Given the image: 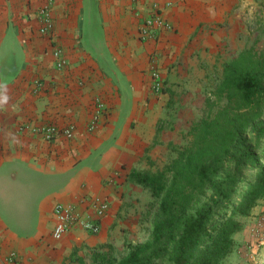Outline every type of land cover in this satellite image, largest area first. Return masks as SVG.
I'll list each match as a JSON object with an SVG mask.
<instances>
[{
	"label": "crops",
	"instance_id": "1",
	"mask_svg": "<svg viewBox=\"0 0 264 264\" xmlns=\"http://www.w3.org/2000/svg\"><path fill=\"white\" fill-rule=\"evenodd\" d=\"M249 2L53 0L54 29L43 37L38 10L47 0H0V264L12 252L16 264H104L112 248L145 237L153 199L130 173L153 172L154 151L175 144L165 113L184 131L182 106L204 95L215 67L222 72L237 36L232 20ZM153 7L173 29L141 41ZM55 47L67 61L62 70ZM153 60L164 78L158 96L150 90ZM96 98L105 110L89 130ZM49 123L72 125L73 137L49 143L31 131ZM93 197L109 203L99 232L76 225L54 240V206L86 216Z\"/></svg>",
	"mask_w": 264,
	"mask_h": 264
},
{
	"label": "trees",
	"instance_id": "2",
	"mask_svg": "<svg viewBox=\"0 0 264 264\" xmlns=\"http://www.w3.org/2000/svg\"><path fill=\"white\" fill-rule=\"evenodd\" d=\"M205 107L185 144L170 146L175 158L169 164L131 171L130 180L157 203L152 230L144 243L125 245L119 260L108 251L104 264H220L231 252L242 228L238 217L264 198V165L255 145L264 139V53L246 48L225 62ZM249 171L257 176L246 183Z\"/></svg>",
	"mask_w": 264,
	"mask_h": 264
},
{
	"label": "rangeland",
	"instance_id": "3",
	"mask_svg": "<svg viewBox=\"0 0 264 264\" xmlns=\"http://www.w3.org/2000/svg\"><path fill=\"white\" fill-rule=\"evenodd\" d=\"M248 11L245 12L244 17H239L232 20L231 26L233 30L236 31L234 41L232 46L230 45L229 51H227V60L233 59L241 50L246 48H252L257 53H264V0H250L248 6ZM244 18V19H242ZM245 27L244 33L240 35L238 33L239 27ZM232 51V53H230ZM229 52V53H228ZM213 76L209 78V85L204 88V95L198 99H193L191 101L185 102L181 108V119L184 122V127L181 129L184 131L176 130L177 122L170 112L167 114L166 120L172 124V126L167 129L168 133L173 135L174 141H172L174 146H179L185 144L187 141L185 132L188 128V123L198 120L203 117L206 113V99L209 96L217 84L219 83L222 72L220 68L216 67L212 71ZM180 119V120H181ZM164 118V123L166 122ZM168 123V125H170ZM161 127H164L163 124ZM163 129V130H164ZM252 140V139H251ZM256 154L262 165H264V139L260 140L256 144ZM174 157V153L171 149H165L164 147L159 148L154 151L152 155L153 163L149 165L148 170L157 171L161 170L165 165L169 164ZM149 172V171H148ZM257 176L256 171H249L244 174V180L246 183H251ZM246 189L243 186L238 190V196L235 198V202L239 200ZM157 203L153 200L148 205L146 209V215L142 219V233L145 231V237L143 239L136 240L134 243L130 241L131 244H137L143 242L146 235H150L152 230L153 215L156 209ZM238 220L242 224L240 231L233 235V247L231 252L221 260L220 264H264V198L257 201L255 207L250 211L249 215L238 217ZM149 237V236H148ZM126 254L125 245L121 246L119 249L112 248L111 257L116 260L121 259Z\"/></svg>",
	"mask_w": 264,
	"mask_h": 264
},
{
	"label": "built area",
	"instance_id": "4",
	"mask_svg": "<svg viewBox=\"0 0 264 264\" xmlns=\"http://www.w3.org/2000/svg\"><path fill=\"white\" fill-rule=\"evenodd\" d=\"M53 0H47V3L38 10L40 26L39 34L41 36H49L54 29V23L51 15V5ZM173 26L168 23L153 7L151 14L145 19L142 26L139 28L138 37L141 41H154L157 39L158 34L161 31H171ZM52 56L55 59V65L57 70H62L67 61L63 54V51L59 47H55L52 52ZM161 70L157 67L155 61L149 69L150 76V90L153 95L158 96L162 94L164 88V78ZM105 110L104 103L96 98L94 101L93 113L89 124V130H94L100 120V117ZM33 133H38L42 136V139L46 142L56 141L62 137L70 140L73 137L74 127L68 125L63 128H59L54 124H46L43 126L34 125L31 127ZM87 209L90 213L86 216L79 214L72 206H65L56 204L52 210L55 218V224L52 230V238L54 240H60L71 228L76 225H80L88 234H97L100 230V221L106 216L109 210V203L106 199L100 197H93L87 201ZM17 256L14 252L9 253L5 257V264H16Z\"/></svg>",
	"mask_w": 264,
	"mask_h": 264
},
{
	"label": "clouds",
	"instance_id": "5",
	"mask_svg": "<svg viewBox=\"0 0 264 264\" xmlns=\"http://www.w3.org/2000/svg\"><path fill=\"white\" fill-rule=\"evenodd\" d=\"M5 100L7 99V97L4 98Z\"/></svg>",
	"mask_w": 264,
	"mask_h": 264
}]
</instances>
